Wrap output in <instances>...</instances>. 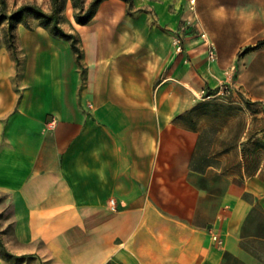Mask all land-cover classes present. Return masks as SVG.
I'll return each mask as SVG.
<instances>
[{"label": "crops", "instance_id": "crops-1", "mask_svg": "<svg viewBox=\"0 0 264 264\" xmlns=\"http://www.w3.org/2000/svg\"><path fill=\"white\" fill-rule=\"evenodd\" d=\"M172 1L103 0L87 23L63 10L78 50L40 23L17 26L19 60L0 39V264H264V150L237 168L180 118L213 68L176 49ZM256 109L240 141L264 143Z\"/></svg>", "mask_w": 264, "mask_h": 264}, {"label": "rangeland", "instance_id": "rangeland-1", "mask_svg": "<svg viewBox=\"0 0 264 264\" xmlns=\"http://www.w3.org/2000/svg\"><path fill=\"white\" fill-rule=\"evenodd\" d=\"M93 0H84V9L75 6V0L51 1V6L45 9L58 12L61 23L67 20L68 10L76 21L85 19L90 11ZM122 1V0H121ZM33 2H23L21 5ZM35 3V2H34ZM129 10L139 7V0H123ZM37 4V3H35ZM20 3L16 0L6 14L18 9ZM119 4H114L118 6ZM18 6V7H17ZM42 7V5H39ZM171 9L175 14V46L183 53L201 52L209 68H213L210 81L213 83L208 90L217 95L208 100L197 98L194 117L203 119L207 125L205 138L206 150L233 149V157L225 159L237 168L245 166L247 171H253L259 165V157L264 150V143L255 141H240L245 131L249 109L258 107L260 111L263 101L253 100V95L264 94V46L245 53L248 46L255 45L264 39V0H173ZM46 11V12H47ZM1 12V10H0ZM43 24L51 29L53 21L32 12H25L16 23L13 33L9 30V20L0 22V39L5 38L10 43L13 54L19 60L20 46L17 26L32 27ZM2 24L6 26L2 27ZM7 28V30H5ZM206 32V37L202 33ZM77 39V38H76ZM214 49L216 59H211L209 53ZM224 91V93H221ZM208 103L205 107L200 104ZM241 145L244 157H239L237 147ZM249 155V156H248ZM12 226V205L6 194L0 192V251L8 252L5 243L6 234Z\"/></svg>", "mask_w": 264, "mask_h": 264}, {"label": "trees", "instance_id": "trees-1", "mask_svg": "<svg viewBox=\"0 0 264 264\" xmlns=\"http://www.w3.org/2000/svg\"><path fill=\"white\" fill-rule=\"evenodd\" d=\"M58 0H53V2H57ZM103 0H93L90 4V11L86 14L85 19L80 20V23H87L88 21H90V19L95 15L100 3ZM75 6L80 7L81 9H84V0H75ZM8 7V2L7 0H0V22L4 19H8L9 20V30L11 33H13L15 27H16V23L18 21L21 20L22 16L25 14V12L29 11L32 13H35L37 15H39L40 17L46 18L49 21H53L54 23V27H53V32L56 35H62L65 38L71 39L73 40V46L75 47V49L78 50L77 44H76V36L72 33H68L64 30V28L60 25V22L58 20V12L53 11L51 13L46 12L41 6H39L38 4L35 3H26L21 5L18 9H16L15 11H13L11 14H6V9ZM264 46V39L258 41L255 45H251L248 46L245 49V53H248L252 50H255L259 47ZM209 105L208 103L205 104H200V107H205ZM197 110V107H195L193 109L194 113ZM194 113L193 115H187V116H181L180 118L182 119H193L194 117Z\"/></svg>", "mask_w": 264, "mask_h": 264}, {"label": "built area", "instance_id": "built-area-1", "mask_svg": "<svg viewBox=\"0 0 264 264\" xmlns=\"http://www.w3.org/2000/svg\"><path fill=\"white\" fill-rule=\"evenodd\" d=\"M206 35H207L206 32L202 33L203 37H206ZM178 48H179V50L181 49V44L180 43L178 45ZM209 57L211 59H213V60L216 59V53H215L214 49H211V51L209 53ZM221 93H224V91H222ZM216 95L217 94L215 92H213V91L203 89V90H201V91H199L197 93V98L203 99V100H208V99L214 98ZM111 204L114 207V204H115V200L114 199L111 200Z\"/></svg>", "mask_w": 264, "mask_h": 264}]
</instances>
